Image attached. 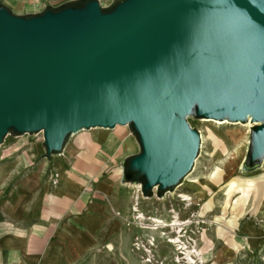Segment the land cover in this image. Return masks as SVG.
Listing matches in <instances>:
<instances>
[{
  "label": "water",
  "instance_id": "95a60500",
  "mask_svg": "<svg viewBox=\"0 0 264 264\" xmlns=\"http://www.w3.org/2000/svg\"><path fill=\"white\" fill-rule=\"evenodd\" d=\"M190 114L248 118L246 165L263 158L264 0H72L30 14L0 3V143L41 132L47 159L69 134L128 124L140 151L124 175L165 193L197 154Z\"/></svg>",
  "mask_w": 264,
  "mask_h": 264
},
{
  "label": "rangeland",
  "instance_id": "374dc122",
  "mask_svg": "<svg viewBox=\"0 0 264 264\" xmlns=\"http://www.w3.org/2000/svg\"><path fill=\"white\" fill-rule=\"evenodd\" d=\"M99 1L107 6L113 0ZM186 121L199 134L197 154L189 173L165 193L152 187L144 195L136 190L142 184L138 178L124 175L123 162L140 151L128 124L69 134L61 152L47 159L40 157L41 132L6 134L0 143V167L11 166L20 178L34 172L49 185L65 171L86 178L88 201L107 205L118 217L119 234H124L112 250L117 260L112 256L108 264H264L263 159L242 169L254 123L192 114ZM110 140L115 144L103 148ZM179 195L191 199L185 202ZM171 209L178 220L189 223L176 230L155 226L154 219H170Z\"/></svg>",
  "mask_w": 264,
  "mask_h": 264
},
{
  "label": "crops",
  "instance_id": "0c3cea01",
  "mask_svg": "<svg viewBox=\"0 0 264 264\" xmlns=\"http://www.w3.org/2000/svg\"><path fill=\"white\" fill-rule=\"evenodd\" d=\"M68 1L0 3L13 13L30 14ZM102 147L108 149L107 144ZM11 169L0 167V264H108L124 234H119L118 217L107 205L88 201L86 178L65 171L49 185L34 172L20 178Z\"/></svg>",
  "mask_w": 264,
  "mask_h": 264
},
{
  "label": "bare ground",
  "instance_id": "6f19581e",
  "mask_svg": "<svg viewBox=\"0 0 264 264\" xmlns=\"http://www.w3.org/2000/svg\"><path fill=\"white\" fill-rule=\"evenodd\" d=\"M206 120H211V119H206ZM246 120H248V118L246 119ZM213 121H216V120H213ZM226 122V120H222V121H220V122ZM114 143V140H110V141H108V142H106V144L108 145V148L112 145ZM263 164H264V156H263ZM263 167H264V165H262ZM243 170H247V169H249V167H246V166H244L243 165V168H242ZM179 198H181V200L182 201H185V202H187L188 200H190L191 198L190 197H188V196H186V195H179L178 196ZM154 221L156 222V225L155 226H160V227H163V228H165V227H168V228H170L171 230H173L174 228V230H176V228H182L183 227V225L184 224H188L189 222L188 221H181V220H178V218H177V216H176V214H175V212H174V210H173V214L170 216V219L167 221V222H164V221H162V220H158V219H154ZM153 227V226H152ZM179 232H180V230H179ZM178 232V233H179ZM177 237H179V236H177ZM174 239V238H173ZM175 241H176V238L174 239ZM179 240H177V242H178ZM184 246V248H186V251L188 250V247L187 246H185V244L183 245ZM188 252H190V251H188ZM188 252H187V255H188ZM191 255V254H190ZM190 255H189V258H190Z\"/></svg>",
  "mask_w": 264,
  "mask_h": 264
},
{
  "label": "built area",
  "instance_id": "2783aa9c",
  "mask_svg": "<svg viewBox=\"0 0 264 264\" xmlns=\"http://www.w3.org/2000/svg\"><path fill=\"white\" fill-rule=\"evenodd\" d=\"M139 189H140V187H137V189H136V190H137V191H139ZM168 212L173 214V210H172V209H171V210H169ZM170 216H171V215H170Z\"/></svg>",
  "mask_w": 264,
  "mask_h": 264
}]
</instances>
